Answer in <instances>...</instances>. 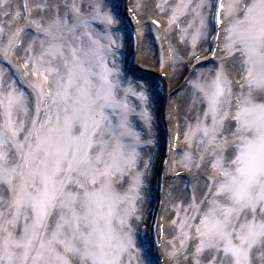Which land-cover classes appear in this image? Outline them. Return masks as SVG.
<instances>
[{
  "label": "snow or ice",
  "instance_id": "1",
  "mask_svg": "<svg viewBox=\"0 0 264 264\" xmlns=\"http://www.w3.org/2000/svg\"><path fill=\"white\" fill-rule=\"evenodd\" d=\"M156 7L187 96L156 244L168 264H264V0ZM125 28L111 0H0V264H159L138 239L159 85L129 77Z\"/></svg>",
  "mask_w": 264,
  "mask_h": 264
},
{
  "label": "bare ground",
  "instance_id": "2",
  "mask_svg": "<svg viewBox=\"0 0 264 264\" xmlns=\"http://www.w3.org/2000/svg\"><path fill=\"white\" fill-rule=\"evenodd\" d=\"M134 0H111V5H117L118 9L117 11L119 13H122L121 17L124 19V22L126 21L128 23V25L130 26V29L132 31V35H129V38L125 36V45L126 47L125 52L126 56H125V65L124 68L126 69L127 73L129 75H133L130 74V71L127 69V63L129 60V55L131 52H133V56L130 58V66L132 69H136L138 71H146V70H156L158 69V67H160V54H161V44H163V48L166 47L168 48V42L169 40L172 41V43L176 44L177 47L181 50V53H183L185 51L184 45L179 44L178 42V37L175 33L171 34L168 39H164V32H163V26L166 24V21L164 19H161V29L159 31V33H161V40L158 42L155 38V32H156V28L154 25H152V27L148 24L147 22V18H149V20L151 19H155L154 15L160 14V17L163 15V13L160 12V10L156 7V4L160 2V0H148L149 2L146 3V5H142V11H138V19L141 21V23L144 25L142 32L143 35L140 37H137L136 35V30H137V24L135 21H129L126 15V12H122V8L123 6H128V8L130 7V4L132 5L134 2ZM149 4V5H148ZM148 5V6H147ZM127 8V7H126ZM159 46V49H157V47ZM165 47V48H166ZM167 51L165 50V53ZM215 63V62H214ZM210 65H208L207 62H204V67H209ZM230 67V65H229ZM150 71V72H151ZM162 73V71H161ZM168 79L171 83L170 88L168 90V93H171V91H173L174 93L176 92V90H172L175 87L179 88L181 84H183V79L181 77H169ZM157 82V80H156ZM172 86V87H171ZM160 97H162L161 95V91L158 92L157 97H156V101L158 98V101L160 100ZM169 99L171 96H168ZM168 100V99H167ZM168 102L170 103V100H168ZM168 102L166 103V106H164L163 109V113H161V118L162 120H164V115L167 114L166 111H168L169 113L172 112L173 107H169ZM179 107V116H182V118L184 117V115H186L187 113L184 110V106L187 103V96L181 94L180 95V99L179 102H177ZM177 103H172L171 105H176ZM160 108V107H159ZM191 118V114H188ZM177 117H173L174 121H177L176 119ZM173 121V122H174ZM180 121V120H179ZM164 123L168 124V122L166 123V121H164ZM181 123V121H180ZM173 127V125H172ZM172 137V135H171ZM157 148H155L154 151V160L155 162L157 161L160 162L162 160V158H164L165 154H164V150H158L159 151V156H157ZM169 154L167 153V159H168ZM184 175H187L186 173H184ZM160 176V172L158 169L154 170V175L151 177L150 182H153V187L149 186V193H151L150 197L148 198V202L147 204L152 205L153 207H155L156 202H158L159 200H161V208L159 211V214L157 216V222L159 221L160 223H164L165 228H164V237L163 239H169V237L171 238L172 235H174V232L171 230V228L168 226V221L171 219V217L173 216L172 210H171V204L168 200V196H167V192H169V182L171 180V174L167 173L164 171L162 173V188L160 191V194L158 192V190H156V181ZM179 184V182H177ZM180 187L182 188V185H180ZM158 192V194H157ZM176 195H180V193H176ZM146 206V204H145ZM144 206V207H145ZM165 207V209H164ZM155 213V212H154ZM154 213L152 214H147L145 212V221L149 222L150 220L154 221ZM163 218V219H162ZM162 219V220H161ZM157 229L155 230L156 232V237L157 236ZM139 233V232H138ZM149 229L145 231L144 233V237H145V241L148 242L147 246L149 245V241L147 240L149 237ZM139 239V238H138ZM157 250L159 251V248H157ZM152 253V252H151ZM165 263V262H164Z\"/></svg>",
  "mask_w": 264,
  "mask_h": 264
},
{
  "label": "rangeland",
  "instance_id": "3",
  "mask_svg": "<svg viewBox=\"0 0 264 264\" xmlns=\"http://www.w3.org/2000/svg\"><path fill=\"white\" fill-rule=\"evenodd\" d=\"M133 2L134 3L132 5H130V6L134 10V13H136V15L138 16V11H142L143 10L141 8L142 5H144V4L146 5V3L149 2V1L148 0H134ZM125 12H126V15H127L128 19L130 21H133V19L131 18L130 14L127 11H125ZM154 17L157 18V19H159L160 21H161V19H164L166 21V17H165L164 14L161 17H160V14L154 15ZM147 22L152 27V24L150 23L149 18H147ZM124 34H125V36H126V34H128V36H129L130 33H128L127 31H125ZM154 34H155L154 36L156 38V36H157V30H156V32ZM159 34L161 35V33H159ZM165 47H166V45H165ZM165 47H164V50L167 51V47L166 48ZM157 49H159V46L157 47ZM132 54H133V52H132ZM131 56H133V55H131ZM150 71L149 70H146V71H144V70L143 71H138L136 69H133V71H130V74H133V75H141V76H144V75H156L157 76V75H160V74H164L163 72L161 73L160 67H158V69H156V70H152L151 72ZM182 124H183V121H182Z\"/></svg>",
  "mask_w": 264,
  "mask_h": 264
}]
</instances>
